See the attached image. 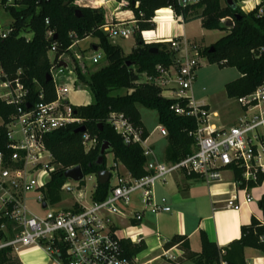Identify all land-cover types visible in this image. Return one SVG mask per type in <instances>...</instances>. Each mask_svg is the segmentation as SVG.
<instances>
[{
    "label": "built area",
    "instance_id": "built-area-1",
    "mask_svg": "<svg viewBox=\"0 0 264 264\" xmlns=\"http://www.w3.org/2000/svg\"><path fill=\"white\" fill-rule=\"evenodd\" d=\"M98 1L104 9V1L107 0ZM173 1L184 9L207 0ZM250 2L238 0L235 5L244 13L245 6ZM116 4V12L126 7L122 2ZM255 9L259 16H263L259 5ZM169 10L176 23L182 25L183 18L176 17ZM111 19L114 17L101 27L109 40L126 39L138 31L134 20L114 24ZM45 23L48 24L47 21ZM9 32L10 26L5 30L0 26V39H5ZM149 32L153 31L140 32L143 44L169 45L174 53L173 64L168 68L158 66V76L145 78L144 81L157 87L162 99L174 103L170 109L175 115L195 119L196 130L192 134L195 147L192 152L176 163H159L148 144V137L143 138L142 129L135 127L123 114L112 113L107 123L124 145L141 148L146 159L147 174L133 179L125 169L120 173L116 164L106 169L110 174L109 191L101 202L91 199L97 183L87 197L84 191L85 176L80 182L65 179L59 191L61 200L51 203L46 197L47 186L58 166L45 147V137L68 125L81 124L72 113V108L78 106L69 98L71 94L81 92L78 79L69 65L71 60H64L66 55L55 59V45L51 47L49 54L53 58H49L48 75L53 84L55 100L42 102L43 94L40 92V101L33 106H26L28 89L21 81V72L9 78L0 68V102L15 108L7 123L0 121L7 140L6 152H0V221H3L0 224V251L9 249L12 255L20 256L24 251L36 248L57 264H137L138 257L128 259L124 256L121 243L128 241L138 244L142 241L141 223L145 214L158 216L171 213L165 198H155L154 189L166 185L170 178L178 174L205 184L212 200L226 197L222 201L226 210L240 211L239 194L243 195L246 203L252 201L248 186L256 184L260 175L264 174V85L234 100L238 106L234 122L216 128L208 123L210 115L217 118L216 113L203 111L191 96L195 73L200 67V63L190 57L194 47L183 35L157 39L146 37ZM52 35V32L47 33L48 38ZM70 37L73 43L69 51L78 44L74 35ZM75 59L80 61L81 58L75 55ZM101 60L99 51L91 57L92 65L99 64ZM61 63L66 66H60ZM154 131L163 138L167 137L162 126L155 127ZM81 141L85 153L98 145L97 137L86 131L81 134ZM235 172L239 173L238 179H235ZM224 173L231 176V184H228L232 188L231 193L215 189L223 185ZM113 176L114 182L110 184ZM28 195H32L31 201L44 212L43 215L28 208ZM62 196L72 200L64 201ZM86 199H89L88 204ZM217 203L212 201L214 205ZM63 250L65 256L61 258ZM183 255L178 246H173L168 250L162 249L156 258L139 264H153L157 260L171 264ZM219 255L218 264H225L221 260L224 251Z\"/></svg>",
    "mask_w": 264,
    "mask_h": 264
},
{
    "label": "trees",
    "instance_id": "trees-1",
    "mask_svg": "<svg viewBox=\"0 0 264 264\" xmlns=\"http://www.w3.org/2000/svg\"><path fill=\"white\" fill-rule=\"evenodd\" d=\"M8 1L0 0V7L12 20L8 36L0 39V68L9 78H14L18 71L21 72V81L28 89L26 106L39 102L40 92L43 94L42 102L50 103L55 100L53 84L45 81L50 67L49 52L55 45V59L70 54L68 49L73 43L71 34L78 42L89 37L96 40L97 44L92 48L98 49L102 54L101 61L105 62L104 67L88 75L81 63L71 56V69L81 89L90 92L92 102L88 106L72 108L73 116L79 119L81 124L68 125L45 137V147L58 166L47 186L46 197L51 203L61 200L59 191L65 182L64 172L80 167L86 177L106 170L105 155L108 152L112 154L114 162L121 164L133 179H140L147 174L146 159L141 148L137 145H124L107 123L108 116L112 113L126 116L135 127L142 129L143 138H146L148 133L142 125L138 107L156 112L158 126H162L167 132V146L164 152L167 163L180 161L195 147L192 135L196 130L195 119L175 115L170 109L174 103L162 99L160 90L144 81L145 78L158 76V66L168 68L173 64L174 53L169 45H145L141 41L140 32L155 30L152 23L155 12L170 8L176 17L183 18L184 24L200 20L204 30L227 33L205 49L204 55L210 65H217L220 69L233 68L239 73V78L225 85L228 100L234 101L264 85V16H259L257 9L245 14L238 8L227 7L224 0H207L184 9L178 7L173 0H126L138 31L133 35L135 47L129 55L124 56L122 49L111 44L101 31V27L105 25L102 9L80 8L74 5L75 0ZM237 1L234 0L235 3ZM110 3L111 1L107 0L105 6L108 8ZM196 12L200 14L191 16ZM226 19L233 21V29L230 31L221 28V23ZM48 32L53 33L52 37H47ZM121 92L125 94L121 95ZM201 109L210 111L208 106H202ZM14 112V107L0 102L1 122L7 123ZM79 127H84L87 133L98 139V145L89 153L84 151L81 134L75 132ZM105 143L109 145V149L103 155V165L98 166L96 163L100 148ZM6 145L5 130L0 126V152H6ZM234 176L238 179L239 173L235 172ZM263 182L264 174L260 175L256 184H250L248 187L252 189ZM108 191V183L104 186L97 184L91 197L92 201L105 200ZM257 205L262 221L258 222L252 218L248 226L240 228L239 240L231 242L226 248L219 249L210 243L204 234H200V253L194 254L189 251L185 238L173 237L164 248L178 246L184 255L171 264H182L194 258L200 259L199 264H218L221 251H224L221 260L225 264H246L245 249H252L264 255V196ZM1 222L3 221H0V224ZM121 246L124 256L128 259L136 258L146 251L142 241L138 244L122 241ZM61 254V258H64V250ZM0 264L20 262L6 249L0 251Z\"/></svg>",
    "mask_w": 264,
    "mask_h": 264
},
{
    "label": "crops",
    "instance_id": "crops-1",
    "mask_svg": "<svg viewBox=\"0 0 264 264\" xmlns=\"http://www.w3.org/2000/svg\"><path fill=\"white\" fill-rule=\"evenodd\" d=\"M110 1L115 2L114 0ZM240 1L241 0H239V2ZM104 3H107V1H104ZM258 5L263 10L264 16V0H251V2L245 6L244 13L248 14ZM104 10L105 13L109 15L108 17L111 18H115L117 13L121 12H112L115 10V8L113 10H109L107 6L104 7ZM132 18L133 15L130 12V15H123L121 19L116 21L131 22ZM177 25L182 28V33L176 32L172 35L184 36V23L182 25ZM77 95H70V100L72 103ZM88 105L76 106L79 107ZM208 108L211 112H213L209 106ZM145 131L147 132L146 129ZM150 138L151 134L148 133V144L150 143ZM149 145L151 146L153 152H155L154 144ZM166 146L167 142L163 149V161L159 163H167L164 159ZM155 160L157 161L156 157ZM228 184H231V176L229 173H224L223 185L221 184L215 189H218L223 193H231L232 188L229 187ZM249 193L252 201L250 203H246L244 201L243 195L239 194L238 198L241 202V209L239 212H233L224 208L222 201L226 197H219L212 200V198L209 196L207 186L199 180L185 178L179 174L174 175L167 181L166 185L156 186L154 189L155 198H165L171 208V213L161 214L158 216L145 214L143 216L141 231L143 233L142 242L146 246V251H144L142 254H144L146 257L151 256V258L148 260L156 258L161 254L162 249L168 250L164 248V245L169 243L173 237L185 238L189 247V251L194 254H198L200 253L201 249L200 234H204L208 241L215 244L219 249L226 248L231 242L239 240L241 235L240 228L242 226H248L252 218L258 222L262 221V215L257 204L261 197L264 196V182L260 186L252 188ZM212 201L219 203L214 205L212 204ZM249 252L259 253L252 249H245L244 259L246 264H264L263 258L256 256L248 257ZM142 254H140L138 258ZM12 256L16 258L20 264H46L47 261H49V259L46 260L47 258L36 248L28 249L20 256ZM153 264L168 263L157 260L154 261Z\"/></svg>",
    "mask_w": 264,
    "mask_h": 264
},
{
    "label": "rangeland",
    "instance_id": "rangeland-1",
    "mask_svg": "<svg viewBox=\"0 0 264 264\" xmlns=\"http://www.w3.org/2000/svg\"><path fill=\"white\" fill-rule=\"evenodd\" d=\"M110 1V0H108ZM122 3L126 5V7L120 9L119 13L115 16L112 23H117L116 20L121 19L123 15H130V11L127 8L126 0H121ZM67 3V2H66ZM65 3V4H66ZM67 5V4H66ZM74 5L80 8H90L93 10L102 9L104 11V20L105 22L110 20L111 17H108L103 9L102 4L98 0H75ZM117 4L115 2L110 3L108 5L109 10H113L117 8ZM112 12H115L113 10ZM200 12H196L191 16L198 15ZM174 18V17H173ZM134 20V18H132ZM175 20V19H174ZM125 22V21H124ZM12 23L10 16L0 7V26L2 29H7ZM153 23V22H152ZM154 24V23H153ZM155 25V24H154ZM185 27V39L194 47L190 52V57L197 60L200 63V67L197 69L195 73V82L193 83L191 94L194 102L199 106H209L213 112L216 113L217 118L212 115L208 118V123L214 125L216 128H220L223 125L232 124L235 118L238 115V106L234 101H230L226 98L225 95V85L230 83L238 78V73L233 68H224L220 69L217 65H210L204 55V50L211 47L214 43H216L220 38L224 37L227 33L224 31L213 30L207 31L201 28L200 20H193L187 24H184ZM156 29V25H155ZM30 37V36H29ZM110 43L116 46H119L122 49L124 56H127L131 53L132 49L135 47V39L134 36L131 35L126 39L116 38L110 40ZM97 44V41L92 38H86L83 41L78 42V44L70 51V54L64 57V60L68 62V59L71 60V56L79 55L81 65L85 68V71L89 75L90 73H94L95 71L104 67L105 62L101 61L97 65H92L91 57L95 54L92 46ZM49 58L52 59L53 55L49 54ZM71 68V63L69 64ZM83 71V72H85ZM121 95H124L125 92H121ZM77 95V94H76ZM70 98V96H69ZM68 98V99H69ZM92 102V97L89 91L86 89H81V92L74 98L73 103L76 105H88ZM138 112L141 117V122L144 125L145 129L148 133L151 134L150 143L154 144L155 152L154 155L158 162L163 161V149L166 145V138L164 139L159 135L158 132L154 131L155 127L158 126L157 122V114L154 111L146 110L142 107H138ZM150 159V158H149ZM117 165L120 173L125 172L124 168L121 164L114 162L113 156L110 152L105 155V167L107 170L113 168L114 165ZM114 174V173H113ZM114 176L110 181V184H113ZM85 188L87 197L93 192L94 186L97 183L95 174H91L86 176L84 179ZM252 190V189H251ZM32 195H28V208L38 214L43 215L44 212L39 209L37 205H35L31 201ZM64 201H70L72 198H68L62 196ZM89 203V199H86V204ZM158 254V252H157ZM260 257L264 259V255L256 252H249L248 257ZM151 256H145L142 254L139 258H137V264L144 263ZM48 260V259H46ZM200 259L194 258L189 261H186L182 264H199ZM46 264H57L52 260L47 261ZM170 264V263H168Z\"/></svg>",
    "mask_w": 264,
    "mask_h": 264
},
{
    "label": "water",
    "instance_id": "water-1",
    "mask_svg": "<svg viewBox=\"0 0 264 264\" xmlns=\"http://www.w3.org/2000/svg\"><path fill=\"white\" fill-rule=\"evenodd\" d=\"M224 2H225V5L227 7L231 8V9H235L236 8L234 0H224ZM77 13H78V11H76L75 14H77ZM221 28L226 30V31L232 30L233 29V21L231 19L224 20L221 23ZM211 50H212V48H211ZM93 51L97 52L98 49L96 47H94ZM60 66L65 67L66 65L64 63H61ZM45 81L47 83L51 81L49 75H47L45 77ZM75 132L78 133V134H82V133L85 132V128L84 127H79ZM108 149H109V145L106 144V143L103 144L102 147L100 148L99 157H98L97 163H96L98 166H102L103 165V155ZM63 177L65 179H71V180H73L75 182H80V181H82V179L84 177V174H83V172H82L80 167H75V168H73L71 170H68V171L64 172ZM95 177H96L97 184L100 185V186H104V185H106L108 183L109 178H110V174H109V172L107 170H102V171L97 172L95 174ZM43 207H45V204H43Z\"/></svg>",
    "mask_w": 264,
    "mask_h": 264
},
{
    "label": "bare ground",
    "instance_id": "bare-ground-1",
    "mask_svg": "<svg viewBox=\"0 0 264 264\" xmlns=\"http://www.w3.org/2000/svg\"><path fill=\"white\" fill-rule=\"evenodd\" d=\"M172 16L173 15L169 9H161L157 11L153 20L154 24L156 25V29L153 32L147 33L145 36L149 38L154 37L161 39L172 36V34L176 32L182 33V28L176 24Z\"/></svg>",
    "mask_w": 264,
    "mask_h": 264
}]
</instances>
